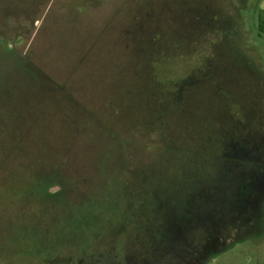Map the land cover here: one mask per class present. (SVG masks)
Masks as SVG:
<instances>
[{"label":"rangeland","instance_id":"rangeland-1","mask_svg":"<svg viewBox=\"0 0 264 264\" xmlns=\"http://www.w3.org/2000/svg\"><path fill=\"white\" fill-rule=\"evenodd\" d=\"M264 0H0V264H264Z\"/></svg>","mask_w":264,"mask_h":264},{"label":"trees","instance_id":"trees-1","mask_svg":"<svg viewBox=\"0 0 264 264\" xmlns=\"http://www.w3.org/2000/svg\"><path fill=\"white\" fill-rule=\"evenodd\" d=\"M258 31L260 35L264 36V12L261 11L258 15Z\"/></svg>","mask_w":264,"mask_h":264}]
</instances>
